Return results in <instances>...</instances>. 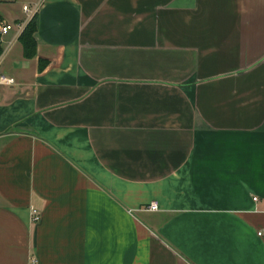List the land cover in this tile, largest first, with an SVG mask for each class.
Listing matches in <instances>:
<instances>
[{
    "label": "crops",
    "instance_id": "1",
    "mask_svg": "<svg viewBox=\"0 0 264 264\" xmlns=\"http://www.w3.org/2000/svg\"><path fill=\"white\" fill-rule=\"evenodd\" d=\"M0 47V264H264V0H0Z\"/></svg>",
    "mask_w": 264,
    "mask_h": 264
},
{
    "label": "built area",
    "instance_id": "2",
    "mask_svg": "<svg viewBox=\"0 0 264 264\" xmlns=\"http://www.w3.org/2000/svg\"><path fill=\"white\" fill-rule=\"evenodd\" d=\"M24 11L25 12H29L31 13V18H35L37 13L39 12V6L35 7L34 10H29L28 7H24ZM19 36H21L23 34V32L25 31V25H18L16 26ZM12 30H14V26L13 25H9V24H4L1 27V34L2 35H7L9 32H11ZM16 85V81L15 79H13L12 77L2 73L0 71V97H1V91L4 88H12ZM255 201H258L257 198L254 199ZM148 211H157L158 210V205L156 203H153L152 205H150V207L147 208ZM31 220L33 223H39L41 221V214L39 211L37 210H33L32 211V217ZM259 237H264V229L259 231L258 233Z\"/></svg>",
    "mask_w": 264,
    "mask_h": 264
},
{
    "label": "trees",
    "instance_id": "3",
    "mask_svg": "<svg viewBox=\"0 0 264 264\" xmlns=\"http://www.w3.org/2000/svg\"><path fill=\"white\" fill-rule=\"evenodd\" d=\"M37 30L36 18H34L26 27L25 31L21 35V41L24 46L25 56L27 58H32L36 52V42L34 39V35ZM2 53V49L0 47V56Z\"/></svg>",
    "mask_w": 264,
    "mask_h": 264
}]
</instances>
